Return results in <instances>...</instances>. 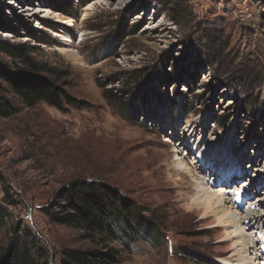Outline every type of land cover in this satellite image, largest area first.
I'll return each mask as SVG.
<instances>
[{"label":"rangeland","instance_id":"obj_1","mask_svg":"<svg viewBox=\"0 0 264 264\" xmlns=\"http://www.w3.org/2000/svg\"><path fill=\"white\" fill-rule=\"evenodd\" d=\"M0 40L32 49L41 75L66 94L60 109L27 107L0 82L14 108L0 116V248L13 228L47 264H60L64 251L101 250L102 236L45 214L62 189L98 181L154 230L107 242L113 264H262L264 0H0ZM0 65L23 68L2 53ZM139 71L155 74L160 100L141 106L134 124L115 103L131 99L120 95L134 89L129 74ZM185 165L183 179L174 172ZM203 192L232 201L240 218H257L241 226V240L227 231L233 252L218 253L199 225Z\"/></svg>","mask_w":264,"mask_h":264},{"label":"trees","instance_id":"obj_2","mask_svg":"<svg viewBox=\"0 0 264 264\" xmlns=\"http://www.w3.org/2000/svg\"><path fill=\"white\" fill-rule=\"evenodd\" d=\"M29 37L34 38L32 34ZM32 49L26 45H11L0 40V53L18 60L23 68L10 72L6 67L0 65V82L5 83L8 92L27 107H33L39 103L60 109L62 100L66 94L51 80L41 75L44 69L30 58ZM27 68V69H26ZM129 84L134 89H129L120 99L131 96L125 102L121 100L115 103V107L123 120L138 123L140 107L148 100L156 104L160 100L159 95L154 92V73L151 72L144 77V71L137 74H129ZM1 90V89H0ZM14 113L10 105L0 95V116L10 117ZM3 179L0 174V183ZM7 193V191L5 190ZM11 200V199H10ZM8 198V204L13 202ZM55 204L45 210V214L53 222L66 228L82 231L90 236H102L101 250L92 251H64L60 264H113L116 260V252L108 248L106 243L118 241L120 235L128 236L135 232H143L150 236L154 230L147 226L145 220L133 203L127 201L116 190L104 186L101 182L91 181L72 183L62 189ZM4 211L0 209V230L4 229ZM131 232V233H130ZM17 231L10 230V239L5 247L0 248V264H47L46 255L40 250L38 258L32 257V250L25 240L17 239ZM156 239L158 236L156 235ZM34 249V247H33ZM36 250V249H35Z\"/></svg>","mask_w":264,"mask_h":264},{"label":"bare ground","instance_id":"obj_3","mask_svg":"<svg viewBox=\"0 0 264 264\" xmlns=\"http://www.w3.org/2000/svg\"><path fill=\"white\" fill-rule=\"evenodd\" d=\"M91 9H93V6H90L88 9H86V11H90ZM70 21V23H69ZM57 24L60 25H67L68 26H73L72 25V21L69 18H64L62 16H57L56 17V21ZM54 36L56 37V39H68V42L72 43L71 41V37L67 34V33H59V32H54ZM182 135H186V133H182ZM177 158V157H176ZM178 159V158H177ZM186 166V165H185ZM202 168V167H201ZM185 170H188L187 166L184 167V169L182 171H175L174 173L176 175L181 176V178H185V176L187 175V172ZM193 172L189 171V174H192ZM234 177V176H233ZM224 183V182H223ZM222 184V183H221ZM228 184V183H227ZM189 184L184 183L181 185L180 189L181 190H185L188 189ZM215 185L218 186L217 183H215ZM204 195H207V198H205V202L204 203V208H200L197 209L196 211H194L196 214H201V217L199 219V225L202 227L203 230H209L211 235L217 239L216 242V246H215V250L218 253L224 254V253H228L229 251L233 252L231 246L229 245L228 241L226 240L227 237V231L228 230H232L231 232L228 233V236H232V239H242V235L241 236H237V232L240 230H244V228L241 226L242 225H246V221L250 220V217L252 219V221L256 220L257 218L252 215V216H247V218H240L237 215H235V210H234V204L228 203V202H221L219 196L215 195V194H210L208 192H203ZM237 199V198H236ZM194 214V213H193ZM256 218V219H255ZM250 226V224H249ZM240 237V238H239ZM219 239V240H218ZM231 261L233 259H238V256L235 255L234 253L229 254L228 256ZM230 262V261H229ZM221 264H228V262L226 261V258H222L221 259Z\"/></svg>","mask_w":264,"mask_h":264},{"label":"snow or ice","instance_id":"obj_4","mask_svg":"<svg viewBox=\"0 0 264 264\" xmlns=\"http://www.w3.org/2000/svg\"><path fill=\"white\" fill-rule=\"evenodd\" d=\"M70 23V21H69ZM237 185L239 186V182H237ZM217 185H214V187H216ZM230 187V186H229ZM261 207H264V205H261ZM242 210V209H241ZM262 264H264V261H262Z\"/></svg>","mask_w":264,"mask_h":264}]
</instances>
